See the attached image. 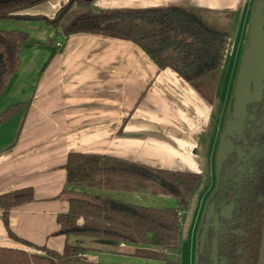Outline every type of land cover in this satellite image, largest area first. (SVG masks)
Segmentation results:
<instances>
[{"label":"crops","instance_id":"1","mask_svg":"<svg viewBox=\"0 0 264 264\" xmlns=\"http://www.w3.org/2000/svg\"><path fill=\"white\" fill-rule=\"evenodd\" d=\"M69 1L49 0L19 14L51 20ZM256 2L95 0L90 8L116 12L181 7L226 14L231 20L228 52L232 34L237 41L248 40ZM84 10L75 7L72 13ZM0 29L28 35L20 50V67L1 100V103L7 101L9 108L25 104L26 109L0 127V196L27 189L34 192L33 202L11 211V233L35 247L58 254L63 253L66 243L76 246L81 241L79 238L71 236L75 238L72 244L71 238L58 234V218L69 211L64 191L110 198L133 206L174 209L176 198L132 181L95 177L86 185H68V155H100L201 175L197 152L203 137L211 131L219 104L228 100L232 89L229 80L226 92H221L223 69L217 72L219 80L215 100L211 102L197 88V83L207 76L195 85L190 84L172 69L162 70L146 50L133 42L82 33L70 36L58 50L57 30L46 21L0 20ZM227 52L223 67L227 64ZM214 121L216 126V118ZM202 205L199 204L198 215ZM194 232L195 224L192 238ZM84 240L86 251L78 264H157L159 261L136 257L137 247L127 244L96 240V247L87 248ZM0 248L32 254L26 246L10 238L1 209Z\"/></svg>","mask_w":264,"mask_h":264},{"label":"trees","instance_id":"2","mask_svg":"<svg viewBox=\"0 0 264 264\" xmlns=\"http://www.w3.org/2000/svg\"><path fill=\"white\" fill-rule=\"evenodd\" d=\"M48 1L20 0L0 6V20L46 21L57 30V42H66L70 36L82 33L133 42L146 50L162 70L172 69L194 85L205 75L217 73L223 67L231 27L214 24L207 12L181 7L99 12L90 8L95 0H70L51 20L19 14ZM75 7L85 10L72 13ZM27 41L28 35L23 32L0 29V64L3 70L0 76V104L8 84L20 67V50ZM233 107L234 100L229 108L231 118L234 116ZM255 107H258L259 113L251 128L241 133L240 138H229L232 147L221 164L217 190L210 202H215L217 206L234 202L233 218L220 220L218 227L209 229L207 248L198 255L197 264H213V244H217L220 262L259 264L264 232V101ZM25 109V104H17L2 112L0 127ZM256 122L262 125L257 126ZM240 152L246 153L243 159L239 158ZM238 167H243L244 171H238ZM66 172L70 186L89 184L95 177L127 180L157 188L159 193L176 198L179 206L177 209H155L64 191L69 211L58 218V234L66 238L74 236L81 241L76 246L66 243L63 253L58 254L47 248L35 247L10 231L11 211L33 202V190L2 195V220L10 238L49 256H31L35 264L80 263L86 251L82 240L86 238L127 244L137 247L136 257L178 264L175 258L180 251V221L203 181L202 175L171 172L111 157L79 153L68 155ZM28 256L22 251L0 248V259L7 264H17L19 257L28 259Z\"/></svg>","mask_w":264,"mask_h":264},{"label":"rangeland","instance_id":"3","mask_svg":"<svg viewBox=\"0 0 264 264\" xmlns=\"http://www.w3.org/2000/svg\"><path fill=\"white\" fill-rule=\"evenodd\" d=\"M209 18L211 22L214 24H225L226 26H230L231 20L229 19V15L222 14V13H214L209 15ZM231 35L233 37V40L230 42V48L227 52L226 66H224L221 74L220 84H221V92L225 93L226 88L228 85L229 80H231L232 85L234 84V79L236 75V69L238 68V65L240 64L241 57L243 54V51L246 49L248 40L247 38L242 41H237L236 36ZM237 41V43H236ZM235 47V48H234ZM207 76L205 80H202V82H198L197 88L199 89V93H201L203 96L208 98L209 101L213 102L215 100V90L216 85L219 80L218 73H210L205 75ZM234 76V77H233ZM231 85V88H232ZM231 90L228 92V100L224 99V104L221 103L218 106V112L217 115H215L213 119V125L211 126V131L203 137V141L200 145L199 151L197 152V156L199 157L200 163H201V175L203 177L202 183L199 185V187L194 192L190 205L185 210V212L182 215V220L180 221V228H182V236H181V242H180V251L177 258H175L178 262V264H197L198 259V243H197V232L198 228L201 225L203 215L205 211H207V203L209 202L210 198L213 196L214 192L217 188L218 183V172L221 168V164L223 162V155L224 148L228 147L231 148V141L227 139V133H232L234 129L232 127L234 126L231 121L226 122V116L228 112V103L231 99ZM219 103V102H218ZM217 103V104H218ZM8 102L3 100L0 104V113L4 112L9 108L7 105ZM215 118L217 120L216 126H215ZM241 123L237 121L236 127L239 126ZM218 126V127H217ZM151 189L152 187L149 186ZM153 190V189H152ZM154 192H158V189L153 190ZM160 197V196H159ZM152 197H149L151 199ZM153 199H160V198H153ZM154 200V201H155ZM203 203L202 212L198 215V207L199 204ZM161 204V202L157 203ZM152 205H155L154 203ZM179 206V203H176V206L174 209H177ZM151 207V206H150ZM198 216V217H197ZM195 224V236L192 238V228ZM70 243H75L74 237H69ZM85 247L92 248L96 247L95 242L96 240L86 238L84 240ZM27 250L31 251L32 256H37L39 258H48L49 256L42 252L38 251L35 248H28ZM29 255V256H30ZM171 255V254H170ZM28 256V259L25 257H19L17 264H30V263H36L35 260H30ZM176 257V256H174ZM142 261V260H140ZM157 264H164L163 262H156ZM0 264H7L5 261L0 259Z\"/></svg>","mask_w":264,"mask_h":264},{"label":"water","instance_id":"4","mask_svg":"<svg viewBox=\"0 0 264 264\" xmlns=\"http://www.w3.org/2000/svg\"><path fill=\"white\" fill-rule=\"evenodd\" d=\"M20 0H0V6L9 5ZM3 74L0 64V76ZM233 115L235 120L245 121L248 118V106L260 104L264 97V0H257L253 11L250 27L249 42L243 52L237 80L234 89ZM254 118H250L253 121ZM230 152L224 148L223 159ZM241 157L243 155L241 154ZM233 205L228 209L227 215L222 213V218H230ZM215 203H212L206 214V226L214 219L218 223L219 216L215 215ZM206 229L200 238V249L203 252L206 244ZM214 264H218L216 251L213 255ZM259 264H264V232L261 241Z\"/></svg>","mask_w":264,"mask_h":264},{"label":"flooded vegetation","instance_id":"5","mask_svg":"<svg viewBox=\"0 0 264 264\" xmlns=\"http://www.w3.org/2000/svg\"><path fill=\"white\" fill-rule=\"evenodd\" d=\"M248 42H249V38H248ZM248 45V44H247ZM244 52V51H243ZM243 55V54H242ZM242 58V57H241ZM241 62V61H240ZM239 67H240V64L238 65V68L236 69V77H235V79H234V84L232 85V90H231V93H232V95H231V99H230V101H229V103H228V106H227V108H228V112H227V116H226V122H228V121H231L232 122V124L234 125L233 127H232V129H234L233 130V132L230 134V133H227V139L228 140H230L229 138H231V139H234V137L235 138H240V136H241V133H244L247 129H250L251 128V123H254L255 121H256V116L258 115V107H255V106H260L262 103H263V101H264V97H263V100H262V102L260 103V104H252V105H249L248 106V118H247V120H245V121H241V120H235V117L233 116V118H231V115H229V108H230V103H231V101L232 100H234V96H233V94H234V89H235V84H236V80H237V75H238V71H239ZM254 118L253 119V121H250L249 119L250 118ZM237 121L238 122H240L241 124L239 125V126H237L236 127V124H237ZM261 122H256V125L257 126H260V125H262V124H260ZM231 141V140H230ZM230 147H232V146H230ZM231 149V148H230ZM241 154L243 155V157H241ZM245 154L246 153H244V152H240L239 153V158L240 159H243L244 157H245ZM228 155V154H227ZM227 157V156H226ZM238 171H240V172H243L244 171V168L243 167H238ZM219 173V172H218ZM217 186H218V183H217ZM216 190H217V188H216ZM216 192V191H215ZM214 192V193H215ZM213 196H214V194H213ZM212 196V197H213ZM211 197V198H212ZM211 198H210V200H209V202L207 203V211H208V209H209V207H210V205L212 204V203H210L211 202ZM213 203H215V202H213ZM231 205H233V211L231 212V216H230V218H222L221 217V215H222V213H224V214H226L227 215V212H228V209H229V207L231 206ZM215 207H216V209H215V215L216 216H219V220H218V223L217 224H215V222H214V219H212L211 221H210V223L206 226V214H207V211H205V213H204V215H203V219H202V222H201V225L199 226V228H198V232H197V245H198V255L199 254H203L204 253V250H206V248H207V244H208V240H207V237H208V231H209V229L211 228V227H214V228H216V227H218V225H219V222H220V220H231L232 218H233V213H234V211H235V208H236V205H235V203L234 202H229V203H227V204H225V205H222V206H217L216 205V203H215ZM204 221H205V223H204ZM206 229V232H207V234H206V244H205V248H204V250H203V252L201 253V249H200V238H201V235H202V233H203V231ZM202 230V232L200 233V231ZM210 236H212V234L210 235ZM214 251H216V255H217V259H218V264H225L224 262H220L219 261V258H218V249H217V244H213V253H212V258H213V255H214ZM212 262H213V264H214V261H213V259H212Z\"/></svg>","mask_w":264,"mask_h":264},{"label":"built area","instance_id":"6","mask_svg":"<svg viewBox=\"0 0 264 264\" xmlns=\"http://www.w3.org/2000/svg\"><path fill=\"white\" fill-rule=\"evenodd\" d=\"M64 45H65V42H63V41H59V42H57V44H56V48H57L58 50H60V49L63 48Z\"/></svg>","mask_w":264,"mask_h":264}]
</instances>
